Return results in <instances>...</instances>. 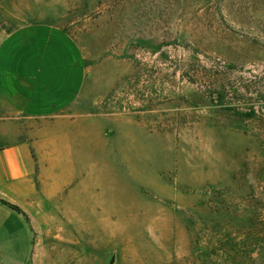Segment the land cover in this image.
Masks as SVG:
<instances>
[{
	"label": "rangeland",
	"instance_id": "1",
	"mask_svg": "<svg viewBox=\"0 0 264 264\" xmlns=\"http://www.w3.org/2000/svg\"><path fill=\"white\" fill-rule=\"evenodd\" d=\"M6 11L62 28L85 78L29 264H264V0Z\"/></svg>",
	"mask_w": 264,
	"mask_h": 264
},
{
	"label": "crops",
	"instance_id": "2",
	"mask_svg": "<svg viewBox=\"0 0 264 264\" xmlns=\"http://www.w3.org/2000/svg\"><path fill=\"white\" fill-rule=\"evenodd\" d=\"M80 69L77 46L62 28L1 14L0 264H29L35 215L63 194V148L79 124L71 106L85 80L76 78Z\"/></svg>",
	"mask_w": 264,
	"mask_h": 264
},
{
	"label": "trees",
	"instance_id": "3",
	"mask_svg": "<svg viewBox=\"0 0 264 264\" xmlns=\"http://www.w3.org/2000/svg\"><path fill=\"white\" fill-rule=\"evenodd\" d=\"M11 207H13L14 209H16V210H19L17 207H15V206H11Z\"/></svg>",
	"mask_w": 264,
	"mask_h": 264
}]
</instances>
